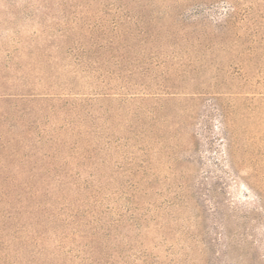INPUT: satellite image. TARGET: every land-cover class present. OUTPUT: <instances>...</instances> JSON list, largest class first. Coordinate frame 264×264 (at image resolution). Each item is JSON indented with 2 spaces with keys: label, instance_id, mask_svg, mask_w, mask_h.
I'll return each mask as SVG.
<instances>
[{
  "label": "rangeland",
  "instance_id": "rangeland-1",
  "mask_svg": "<svg viewBox=\"0 0 264 264\" xmlns=\"http://www.w3.org/2000/svg\"><path fill=\"white\" fill-rule=\"evenodd\" d=\"M229 1L235 10L228 0H150V9L229 29L214 52H196L204 73L194 89V75L155 70L138 82L105 72L116 68L111 59L89 64L94 37L111 36L113 18L129 26L112 0H0V66L10 56L16 65L32 61L30 78L41 76L56 92L17 102L36 123L32 145L21 147L30 168L13 171L23 184L21 212L7 198L0 206L9 264H264V0H248V14L247 0ZM66 27L72 32L60 34ZM84 40L78 65L68 50ZM235 64L246 74L234 84L247 80L261 92L225 88ZM145 84L180 89L123 91ZM109 87L118 93H94ZM8 108L0 101V116ZM2 172L0 184L11 181ZM20 218L34 234L18 229ZM88 219L97 228L82 223ZM87 243L96 252L82 260Z\"/></svg>",
  "mask_w": 264,
  "mask_h": 264
},
{
  "label": "trees",
  "instance_id": "trees-1",
  "mask_svg": "<svg viewBox=\"0 0 264 264\" xmlns=\"http://www.w3.org/2000/svg\"><path fill=\"white\" fill-rule=\"evenodd\" d=\"M112 5L115 6L119 10L124 11L125 20L129 23V26L126 27L121 21L120 16L119 19H112V35L107 38H102V36L96 35L94 37V45L96 46V50L93 51L92 56H88L87 60L90 62L94 61L98 63L101 67L102 63L106 60L112 61V65L116 67L114 70L104 69L108 74H118L119 77H124L129 81L137 79L139 82L146 81V75L150 71H160L161 74H166L165 77L171 76L172 74L178 76L177 78L185 77L186 75L193 76L194 84H192L194 89H202L200 88L203 84L199 82V79L203 75L204 71H202L201 58H198L199 54L196 52L203 51H215V39L219 34H228L229 29L226 31L223 30L225 25H221L218 22L212 23V21H205L203 19L186 21L183 17L181 18L180 12H172V11H164L162 12L159 9H150L151 2L150 0H112ZM146 3H143L145 2ZM259 2V0H253ZM150 2V3H149ZM229 6L232 10L237 8V4L234 1H229ZM249 3L247 7H245V11L248 14L254 8V5L251 1H246ZM254 10V9H253ZM164 13V14H163ZM233 13V12H232ZM171 14L173 18L168 22H161V16ZM181 15V16H180ZM122 17V16H121ZM245 17H247L245 15ZM258 25L257 23L255 24ZM131 27V28H130ZM71 29L66 27L62 28V35H69L68 32H72ZM256 33H259L258 29H255ZM208 35V36H207ZM92 38H89V41ZM99 40H101L99 42ZM186 44V45H185ZM87 45L85 44V40L81 41V45L70 47L68 50V55L74 56L75 64H84V60L82 58L84 50H81V46ZM90 46L85 49L89 50ZM80 53H75L76 50ZM255 49L249 48L248 52H255ZM70 51V52H69ZM74 52V53H73ZM105 52L111 53V56H105ZM162 52H170L163 54ZM173 52V53H171ZM179 52V55H177ZM180 52H183L182 54ZM191 53H195V55H191ZM51 53H47L50 55ZM183 56V57H182ZM178 57L179 62H174V60ZM180 57V59H179ZM29 60H32L29 55ZM91 60V61H90ZM32 61H28L22 65H16L13 56H10L6 59L5 63L0 66V101L7 102L9 104V108L5 113L0 116V169L3 170L2 176L6 179L10 180L4 184H0V206L2 203L5 205V201L7 204H10V208L16 212H21V207H23L24 201L21 196L18 194L19 191L23 188V184H20L18 180H14L12 177L16 176V173L26 171L29 167V158L26 154L21 153L22 146L32 145L31 136L34 139L35 134L32 132V128L36 123V120H32L31 115L25 109L20 110L17 108V102H29L34 100L33 98L36 96H44L47 98L48 96L56 95L54 92V84H50L47 80H43L40 76L38 78H30V74L32 71H36V66H32ZM100 62V63H99ZM88 63L85 66L90 68ZM153 65L154 67H151ZM232 72H230L231 81L230 84L225 86L226 89H240L241 91H248L254 89V92H261L259 88L251 86L247 80L242 84H234L237 79H243L245 77L246 68L242 64L241 67L237 66ZM29 66V71L27 72V67ZM111 66V65H110ZM172 70V72H171ZM50 72V71H49ZM48 72V73H49ZM39 73V72H37ZM51 73V72H50ZM44 76H47V71H42ZM53 74V73H51ZM138 74V75H137ZM137 75V76H135ZM195 76H197L195 78ZM164 77V78H165ZM167 79V78H165ZM236 79V80H235ZM247 79V78H246ZM44 82H43V81ZM174 80V79H173ZM41 82L40 85L44 87V91L46 92H38L39 86L37 83ZM35 83V86H34ZM145 83V82H144ZM143 85V84H142ZM150 85V84H149ZM149 85L138 86L135 87H126L123 88L125 93H145V94H156V93H173L174 90L180 89V86H162L158 88H153ZM217 89H222L220 84H214ZM238 85V86H236ZM240 85V86H239ZM250 85V87H249ZM197 87V88H196ZM223 88V89H225ZM116 89L119 88H105L102 91L94 90L96 94H107V93H118ZM109 91V92H108ZM235 92V91H228ZM52 98V97H50ZM57 100H62L58 98ZM74 107H76L74 105ZM14 108V110H13ZM70 122V121H69ZM71 123V122H70ZM52 136L51 134H49ZM38 136V134H36ZM53 140L54 138L51 137ZM50 139V140H51ZM56 139V138H55ZM57 140V139H56ZM57 148V147H56ZM57 154V153H56ZM56 154L52 155L53 157ZM24 157H27L24 159ZM56 164L54 160L50 162V166H48L47 171L51 169H55ZM16 169V173L13 171ZM13 172V173H12ZM18 182V183H17ZM22 187V188H21ZM35 187V185L33 186ZM137 187V186H134ZM147 187V186H146ZM21 188V189H20ZM32 188V187H31ZM37 190V187L35 188ZM4 198L7 200L4 201ZM16 204L14 205V203ZM16 207V208H15ZM1 211V210H0ZM18 214H21V213ZM1 214V213H0ZM11 214V213H10ZM7 218H10L9 213H7ZM6 216V215H5ZM19 219V230H29L31 233H35L34 228L28 229V227L23 224ZM95 220L88 219L87 221H83L84 225H90V227L97 228L94 226ZM7 220H3L0 218V264H9L6 261V254L8 251V241L5 238V233L9 226ZM72 221L68 222L71 224ZM93 225V226H91ZM21 227V228H20ZM75 230V233L82 237V234H79V230ZM97 232V231H96ZM96 232L91 234L89 238V242L93 243L97 241ZM9 233V231H8ZM7 235V234H6ZM26 243V241H25ZM90 243L88 249L82 248V252H79L77 257H80L82 260L91 258L89 254L96 252L95 248L91 246ZM88 254V256H84ZM87 257V258H86ZM98 260V259H97Z\"/></svg>",
  "mask_w": 264,
  "mask_h": 264
}]
</instances>
